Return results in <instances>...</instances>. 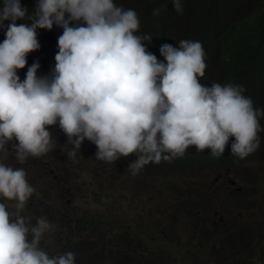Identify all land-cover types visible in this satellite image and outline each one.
Returning a JSON list of instances; mask_svg holds the SVG:
<instances>
[{"label":"clouds","instance_id":"1","mask_svg":"<svg viewBox=\"0 0 264 264\" xmlns=\"http://www.w3.org/2000/svg\"><path fill=\"white\" fill-rule=\"evenodd\" d=\"M174 6L183 11L180 0ZM54 26L63 32L51 75H38L36 61L22 80L18 70L41 48L38 30ZM139 28L137 12L115 0H38L32 14L22 0H3L0 197L16 201L17 211L0 202V264H76L74 252L50 256L41 247L51 227L45 218L32 226L20 214L34 188L25 169L3 163L9 142L23 163L50 150L49 126L58 124L74 145L72 157L87 139L98 159L135 155L133 174L150 162L183 156L193 145L206 158L221 156L232 137L231 153L240 158L263 149L258 114L264 109L254 107L243 86L200 82L207 67L201 42L164 44L165 60H159L144 43L152 37L138 35Z\"/></svg>","mask_w":264,"mask_h":264},{"label":"trees","instance_id":"2","mask_svg":"<svg viewBox=\"0 0 264 264\" xmlns=\"http://www.w3.org/2000/svg\"><path fill=\"white\" fill-rule=\"evenodd\" d=\"M37 2L38 0H22L29 14L35 12ZM115 3L125 10L134 9L137 12L140 20L137 34L152 37L144 43L159 60H165L160 52L164 44L179 46L181 40L199 41L205 50L207 65L204 76L199 78L200 82L208 86L213 83L242 85L243 94L253 100L254 107L264 109V0H180L182 12L177 11L174 0H115ZM2 5L3 0H0V6ZM155 9H160L158 15L153 14ZM23 22L25 21H17ZM45 30L39 29L38 35L41 36ZM43 45L39 50L29 53L28 64L24 69L18 70L22 80L28 66L36 61L41 65L38 75H51L59 47L50 46L47 49ZM258 119L260 128H264V115L258 114ZM52 126L59 127L58 124ZM59 135L70 153L74 145L64 133ZM262 137L264 144V132ZM234 139L231 138L228 148L221 156H214L210 152V156L206 158L193 145L189 146L183 156L162 159L159 163L150 162L136 174L129 168L130 163L137 159L135 155L122 156L111 162L94 156L88 162H82L81 154L84 153L81 148L77 149L75 157H79V160L75 173L69 174V178L72 183L82 181L92 184L97 193V200L94 201L96 207H103L102 200H116L118 187L136 180L133 177L135 175L148 178L149 181L160 177L162 182L156 185L152 181L153 185L149 188V197L156 199L160 217H154L152 205L145 208L143 204L137 208H128L130 204L127 207L113 205L105 209L107 213L92 212L88 194L83 195L85 198L81 195L76 208L82 211L75 208V215L72 217L61 214V218L74 226L71 237H62L60 232H49V237L41 240V247L50 256L74 252L76 264H202L201 260H196L195 253L188 245L183 248L179 243L164 238L160 230L167 223H161L159 228V222L166 219L167 215V222L171 224L186 213V195L192 191L191 187L183 189L180 185H183L184 178L189 173L197 171L194 169L198 166L216 164L227 171L235 163L257 158L259 161L264 160V147L255 156L240 158L232 154L231 141ZM82 146L97 152V146L87 139ZM128 172L132 175L129 176ZM123 176L124 182L121 181ZM40 185L34 184L38 194L35 199L39 202L42 216L50 222L56 209L50 203L53 198L48 192L44 193ZM74 188L79 189L78 186ZM172 192L173 195L169 196ZM84 201L87 205L82 203ZM168 210L170 212L165 215ZM223 226H227L223 221L213 226L211 238L223 237L220 239L223 247L237 259V264H249L245 261L264 264L261 262L264 253L262 236L252 229L247 235L244 231L240 232L242 229L231 232L226 231ZM190 228L195 230L198 227L193 224ZM78 230L80 234L76 236ZM53 234L56 235L55 240L52 239Z\"/></svg>","mask_w":264,"mask_h":264},{"label":"rangeland","instance_id":"3","mask_svg":"<svg viewBox=\"0 0 264 264\" xmlns=\"http://www.w3.org/2000/svg\"><path fill=\"white\" fill-rule=\"evenodd\" d=\"M62 32V27L54 26L52 30L46 29L41 36L38 35V39L41 44H44L43 48L58 47V37ZM3 39H5V32L0 30V41ZM49 128L52 131V147L47 153L39 157L29 156L21 163L17 158L16 150L12 147L13 142H9L7 159L3 160V163L8 166L25 169L27 179L33 188L35 183L41 184L44 193L48 192L53 198L50 203L56 210L50 222L48 218H45L51 227L44 237H49V232H60L62 237H71L74 226L70 222H66L65 218H61V214L74 216L81 195L88 194L92 212L107 213L105 209L113 205L127 207L130 204L128 208H137L143 204L145 208L152 205L154 217H160V214L157 213L156 199L149 197L152 181L159 185L162 182L160 177L152 178L149 181L148 178L135 175L133 177L136 180L118 187L119 192L116 195V200H102L103 207H96L94 201L97 200L95 196L97 193L92 184L82 181L72 183L69 178V174L75 173L79 157H72L71 152L69 153V150L63 145L64 141L59 135L63 131L59 127L49 126ZM81 151L85 154H81L82 162H88L90 157L96 156V153L86 146H82ZM249 162L235 163L227 168V171L219 168L216 164L213 166L200 165L194 169L197 171L187 174L188 176L185 175L183 185L180 187L183 189L191 187L192 192L186 195L188 209L184 215L181 214V217L176 218L171 224H168L166 215L170 210L165 212L166 219L163 218L158 222L160 223L159 228L161 223H167V226L161 228L160 234L174 243H179L183 248L188 245L195 253L196 260H201L202 264H237V259L231 255L227 248L223 247L220 240L223 237L213 239L210 234L212 227L224 220L223 222L227 226L223 227L226 231L242 229L240 232L244 231L248 235L249 230L252 229L264 240V160L257 159ZM91 172L93 173V170ZM128 173L129 176L132 175L130 172ZM123 180L125 181L124 176L121 181ZM75 186H78L79 189H75ZM172 195L173 192L169 196ZM37 196V191L34 188L24 209L20 210V214L25 216L26 221L32 226H35L40 218H44L38 207L39 202L35 199ZM0 202H4L10 212L17 211L16 201L0 197ZM82 203L87 205L86 201ZM76 209L82 211V209ZM193 224L198 228L192 230L193 228L190 226ZM78 232L76 231V236H79L80 232ZM55 236V234L52 235L53 240H55ZM29 238L31 239V236ZM245 241L247 242V236ZM262 255L261 262L264 263V253ZM142 258L144 260L145 256L143 255ZM245 262L251 264V262Z\"/></svg>","mask_w":264,"mask_h":264},{"label":"bare ground","instance_id":"4","mask_svg":"<svg viewBox=\"0 0 264 264\" xmlns=\"http://www.w3.org/2000/svg\"><path fill=\"white\" fill-rule=\"evenodd\" d=\"M251 159V158H250ZM250 163V162H249ZM225 223V222H224Z\"/></svg>","mask_w":264,"mask_h":264}]
</instances>
